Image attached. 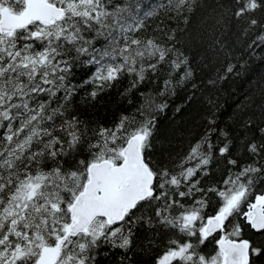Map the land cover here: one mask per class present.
<instances>
[{
	"label": "snow or ice",
	"instance_id": "6c2138e0",
	"mask_svg": "<svg viewBox=\"0 0 264 264\" xmlns=\"http://www.w3.org/2000/svg\"><path fill=\"white\" fill-rule=\"evenodd\" d=\"M193 46L211 86L264 61V0H0V264H264V98L186 150L158 135ZM86 88L140 103L85 118Z\"/></svg>",
	"mask_w": 264,
	"mask_h": 264
},
{
	"label": "trees",
	"instance_id": "16d2710c",
	"mask_svg": "<svg viewBox=\"0 0 264 264\" xmlns=\"http://www.w3.org/2000/svg\"><path fill=\"white\" fill-rule=\"evenodd\" d=\"M159 19L167 22V14H162ZM156 22L158 21L153 23ZM173 26L178 28L177 39H186L179 31L185 27L184 24L173 21ZM187 55H189L196 73L195 79L199 85L198 90L195 91V98L188 100V97L193 94L191 85L177 88L175 95L163 98L168 102V108L160 115L158 135L165 144H171L174 152L186 150L188 141L199 136L210 109L215 111L220 127L231 128L234 120H238L241 115L257 113L256 105L264 98V61H261L259 57L251 58L245 68L238 69L239 75H231L228 79L211 86L207 81L216 77L217 69L223 72L221 67L223 58H215L214 54L194 46L189 49ZM164 78L166 77L162 75L160 80ZM160 86V83H149L138 91L158 92ZM89 90L90 88L82 90L76 99V106L85 118H98L108 122L114 120L122 111L130 112L140 103L137 93L132 94L133 104L129 105L126 100H120L115 90L101 95L96 101H90L85 96V92ZM209 100L212 104H209ZM177 108H180L179 112L176 111ZM152 255L154 253L146 252L139 255L137 259L141 264H151ZM109 264L112 262L109 261Z\"/></svg>",
	"mask_w": 264,
	"mask_h": 264
}]
</instances>
